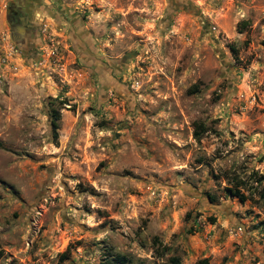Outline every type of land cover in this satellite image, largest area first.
I'll return each instance as SVG.
<instances>
[{
    "label": "rangeland",
    "instance_id": "obj_1",
    "mask_svg": "<svg viewBox=\"0 0 264 264\" xmlns=\"http://www.w3.org/2000/svg\"><path fill=\"white\" fill-rule=\"evenodd\" d=\"M65 251L264 264V0H0V264Z\"/></svg>",
    "mask_w": 264,
    "mask_h": 264
},
{
    "label": "trees",
    "instance_id": "obj_2",
    "mask_svg": "<svg viewBox=\"0 0 264 264\" xmlns=\"http://www.w3.org/2000/svg\"><path fill=\"white\" fill-rule=\"evenodd\" d=\"M61 119V112L59 110H52L51 111V127L52 132L55 138H58V131H59V122ZM204 128H200V126L196 125L194 136L197 140H201ZM228 193L230 196L239 197L244 200V197L240 194L238 190H233L232 188H228ZM69 259V251H65L64 253L60 254L59 256V263L64 264ZM171 264H182L181 258L179 257H172L170 259ZM127 260L124 256L118 254H108L107 258L102 261V264H127ZM198 264H211L208 259H203L198 262Z\"/></svg>",
    "mask_w": 264,
    "mask_h": 264
}]
</instances>
